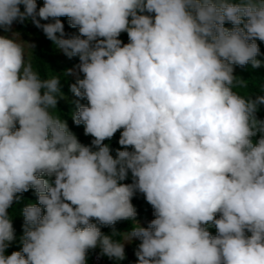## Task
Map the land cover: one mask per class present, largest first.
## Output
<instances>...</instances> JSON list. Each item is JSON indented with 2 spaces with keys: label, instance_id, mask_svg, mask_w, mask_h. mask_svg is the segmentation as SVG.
<instances>
[{
  "label": "clouds",
  "instance_id": "clouds-1",
  "mask_svg": "<svg viewBox=\"0 0 264 264\" xmlns=\"http://www.w3.org/2000/svg\"><path fill=\"white\" fill-rule=\"evenodd\" d=\"M28 21L78 58L62 74L90 145L55 114L60 75L41 78L36 44L13 30ZM0 29V264H87L96 249L119 262L133 239L136 264H264V85L234 90L248 87L234 66L264 63V0H0ZM30 189L22 247L6 255L8 210Z\"/></svg>",
  "mask_w": 264,
  "mask_h": 264
},
{
  "label": "trees",
  "instance_id": "trees-1",
  "mask_svg": "<svg viewBox=\"0 0 264 264\" xmlns=\"http://www.w3.org/2000/svg\"><path fill=\"white\" fill-rule=\"evenodd\" d=\"M38 7L43 5V0H37ZM64 24L65 32L70 34H78L77 28H72L68 24L67 17L60 18ZM15 31L20 32V34L24 36H35V44L36 47L32 51H30V58L32 59L35 70H37L41 78H47L51 75H60L61 78V89L64 93V98L58 99L57 111L55 114L60 115L61 119L67 122L69 130L75 134L78 140L85 145H90L91 140L93 139L91 136H86L84 134V125H75L72 120V113L77 110L76 101L77 98L69 91V85L74 82L73 76H63V71L67 68L73 67L76 63H78V58H67L59 49H57L53 43L48 40L43 32L40 29H37L33 26V24L28 21L23 24L15 23ZM226 27H232L230 23H226ZM2 30V29H0ZM120 40L123 43H128L127 33H121ZM257 44L260 48V55L257 57L261 61H264V42L257 40ZM234 75L241 77L242 79L248 81L247 88H236L235 91L240 92L242 95L250 96L260 93L261 86L264 85V63H262L260 68L253 69L251 65L245 67L234 66ZM264 94V93H260ZM79 103L87 104L86 100H80ZM257 118L264 120V105L260 106L258 112L256 113ZM122 131V130H120ZM120 131H118L111 140H106L104 143L108 144L112 149V155L115 156L117 149H122L119 145L118 141L120 138ZM253 138L254 140L257 139ZM129 150H131L129 148ZM46 179H51L48 177H44ZM124 183H131V173H129V177ZM37 197L34 190H29L22 194V198L19 203H14L11 208H9V215L12 218L13 228L15 231V239L10 242L9 247L6 250V255H10L13 251H20L22 247L21 238L23 236V225L24 218L21 214L22 209L28 203H36ZM132 204L136 208L138 221H142L145 218H148L149 215L153 214V209L151 205H149L143 194L136 193V195L132 199ZM218 218V217H217ZM147 227V226H144ZM115 228L119 232L128 231L130 228L129 221H119L116 223ZM212 235L216 234L215 227H211L208 229ZM105 234L111 233V228L105 227L101 229ZM119 239V237H117ZM139 244V240H134L133 242L127 245L125 251V259L119 262L113 261L106 256H103L108 264H136L137 257L135 255V251ZM96 253H99V249L92 250L88 253L87 264H93L92 260Z\"/></svg>",
  "mask_w": 264,
  "mask_h": 264
},
{
  "label": "rangeland",
  "instance_id": "rangeland-1",
  "mask_svg": "<svg viewBox=\"0 0 264 264\" xmlns=\"http://www.w3.org/2000/svg\"><path fill=\"white\" fill-rule=\"evenodd\" d=\"M13 30L15 31V26H14V25H13ZM0 35H10V33H5L3 30H0ZM21 39H22L23 41H26V42H29V43H35V36H24V35L21 34ZM30 51H31V49L28 50V53H29V54H30ZM137 193H138V192H137ZM152 219H154L153 214L149 215L148 218H145L144 220H142V221H138V222L140 223L141 226H147L148 222L151 221ZM102 228H105V227L101 226V229H102ZM134 240H136V239H133L132 242H133ZM128 244H129V243H126V244H125V251H126V248H127V245H128Z\"/></svg>",
  "mask_w": 264,
  "mask_h": 264
},
{
  "label": "built area",
  "instance_id": "built-area-1",
  "mask_svg": "<svg viewBox=\"0 0 264 264\" xmlns=\"http://www.w3.org/2000/svg\"><path fill=\"white\" fill-rule=\"evenodd\" d=\"M93 264H108L106 259L103 256H100L99 253H96L92 260Z\"/></svg>",
  "mask_w": 264,
  "mask_h": 264
}]
</instances>
